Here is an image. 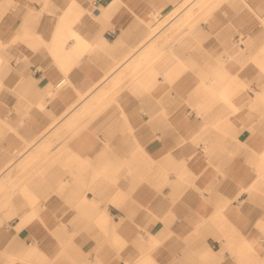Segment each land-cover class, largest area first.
I'll return each instance as SVG.
<instances>
[{"label": "crops", "instance_id": "1", "mask_svg": "<svg viewBox=\"0 0 264 264\" xmlns=\"http://www.w3.org/2000/svg\"><path fill=\"white\" fill-rule=\"evenodd\" d=\"M10 1L0 264L65 236L130 264L151 240L154 264H264V0ZM80 208L116 234L63 233Z\"/></svg>", "mask_w": 264, "mask_h": 264}, {"label": "rangeland", "instance_id": "2", "mask_svg": "<svg viewBox=\"0 0 264 264\" xmlns=\"http://www.w3.org/2000/svg\"><path fill=\"white\" fill-rule=\"evenodd\" d=\"M17 2H18L17 0L16 1L11 0L9 2L10 5L8 6H16L18 4ZM170 19L171 17L167 18L160 25H164ZM104 212L106 213V211L97 209L95 213L85 208H80L76 212L78 213L80 224L75 226L74 231L72 232H71L72 227L64 226L63 233L65 234L73 233L74 235L83 236V235L93 234L98 231L101 234L108 235L109 238H112L111 235H114L112 233H115V231L113 227H110V221H108V218H106V220L100 219L103 217ZM39 214H40L39 210H33L32 218L38 217ZM71 238L72 236H65L64 241L48 242L42 247V251L38 253L36 256H29L27 253H25L24 256H22L24 259H21L22 257L17 256L16 261L17 262L20 261L21 264H46V263L48 264L47 261H50L51 258H54L53 260H56L55 258L59 257L56 255L60 252V250H62L64 255L63 264H111L110 262H113L114 260L118 261V259L125 260L126 262L124 264H130L127 261L131 259L129 258L123 259V257H120V251L121 250L124 251V249L125 250L129 249L130 251V249H133L134 246L130 247L129 245H127L126 247L124 246L122 248H119L118 246L115 245V242H113L112 240L87 242V241L69 240ZM110 249H112V251L113 250L116 251L117 256L115 258L113 257L108 258L103 256L104 253L103 251L107 250L109 254ZM154 251H155V240L153 241L151 240V242H149L147 247L143 248L141 251V255H143L142 259L143 258L145 259L146 257H151V253H153Z\"/></svg>", "mask_w": 264, "mask_h": 264}, {"label": "bare ground", "instance_id": "3", "mask_svg": "<svg viewBox=\"0 0 264 264\" xmlns=\"http://www.w3.org/2000/svg\"><path fill=\"white\" fill-rule=\"evenodd\" d=\"M10 1V0H9ZM3 66H4V64H3ZM29 220H30V218L29 217H25V218H23V219H21V222H20V225H19V229L20 228H22L23 226H25V224L26 223H28L29 222ZM38 246H36V247H28V248H26V250H27V254L29 255V256H34V255H36L37 254V252L38 253H40L42 250H38ZM19 258V257H18ZM21 259H24L23 257L21 258ZM154 264V262H153V260H152V258L151 257H147V258H145L144 260H143V264Z\"/></svg>", "mask_w": 264, "mask_h": 264}, {"label": "built area", "instance_id": "4", "mask_svg": "<svg viewBox=\"0 0 264 264\" xmlns=\"http://www.w3.org/2000/svg\"><path fill=\"white\" fill-rule=\"evenodd\" d=\"M93 6L96 10H98L101 6V3L98 0H94ZM111 36H114L113 34Z\"/></svg>", "mask_w": 264, "mask_h": 264}]
</instances>
